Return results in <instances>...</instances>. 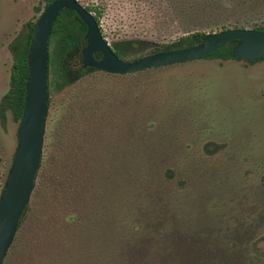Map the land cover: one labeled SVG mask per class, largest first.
<instances>
[{
	"label": "trees",
	"instance_id": "trees-1",
	"mask_svg": "<svg viewBox=\"0 0 264 264\" xmlns=\"http://www.w3.org/2000/svg\"><path fill=\"white\" fill-rule=\"evenodd\" d=\"M42 1L45 7L53 0ZM86 8L94 10L99 25V11ZM35 23L26 22L10 44L13 62L9 89L0 101L1 120L6 110L16 121L21 119ZM228 28L240 27L219 30ZM253 28L264 31V21ZM206 33L193 31L166 45L134 39L113 42L111 47L120 58L134 60L147 53L197 44ZM86 34V25L71 9H63L53 22L48 38L47 114L54 90L67 89V96L49 141H45L30 201L3 264L264 262L256 232L248 235L244 245L247 255L239 257L230 251L234 243L210 242V236L218 238L220 232L215 211L199 217L193 214L195 221L189 223L184 219L187 201L181 193L190 178L191 155L162 145L163 126L153 129L156 121L165 122L162 113L144 105L142 87L148 83L144 72L157 68L111 74L135 77L133 85L90 84L70 89L102 72L81 62ZM236 42L202 58L237 59L232 53ZM95 56L101 55L97 52Z\"/></svg>",
	"mask_w": 264,
	"mask_h": 264
},
{
	"label": "rangeland",
	"instance_id": "rangeland-1",
	"mask_svg": "<svg viewBox=\"0 0 264 264\" xmlns=\"http://www.w3.org/2000/svg\"><path fill=\"white\" fill-rule=\"evenodd\" d=\"M78 1L99 11L101 33L110 44L145 39L166 45L197 30L253 28L264 21V0ZM43 9L42 0H0V101L9 88L10 44ZM144 73L148 76L142 87L144 105L165 120L153 126L156 130L163 126L162 145L191 155L190 178L181 193L186 194V222L195 221L193 214L215 211L220 232L218 238L209 235L210 242L234 243L230 251L241 257L247 255L246 240L256 232L258 248L264 252V58L254 63L199 58ZM90 84L127 86L135 84V77L95 72L70 89ZM67 91L50 95L44 144L61 115ZM18 123L10 110L3 120L0 117V192L17 145Z\"/></svg>",
	"mask_w": 264,
	"mask_h": 264
},
{
	"label": "water",
	"instance_id": "water-1",
	"mask_svg": "<svg viewBox=\"0 0 264 264\" xmlns=\"http://www.w3.org/2000/svg\"><path fill=\"white\" fill-rule=\"evenodd\" d=\"M63 9H71L86 25V44L81 62L112 74H128L202 58L232 40L233 55L244 61L264 58V31L228 28L206 33L197 44L145 54L133 61L117 56L103 37L94 15L78 0H53L41 12L33 28L28 48V77L25 101L17 127V145L12 155L4 187L0 193V264H3L18 222L34 189L44 146L48 93V38L53 22ZM101 57H95V53Z\"/></svg>",
	"mask_w": 264,
	"mask_h": 264
},
{
	"label": "flooded vegetation",
	"instance_id": "flooded-vegetation-1",
	"mask_svg": "<svg viewBox=\"0 0 264 264\" xmlns=\"http://www.w3.org/2000/svg\"><path fill=\"white\" fill-rule=\"evenodd\" d=\"M46 7V6H45ZM44 7V8H45ZM43 11V10H42ZM41 14V13H40ZM37 20V19H36ZM110 44V43H109ZM110 46H111V44H110ZM83 48V47H82ZM82 48H81V50H82ZM112 48V47H111ZM149 54V53H148ZM101 55V54H100ZM145 55V54H144ZM80 56H81V52H80ZM96 57V56H95ZM101 57V56H100ZM100 57H97V58H100ZM119 57V56H118ZM204 57V56H203ZM122 59V58H121ZM138 59V58H137ZM238 59V58H237ZM124 60V59H123ZM134 60H136V59H134ZM238 60H240V59H238ZM127 61H133V60H127ZM244 61V60H243ZM245 62H249V61H245ZM170 66V65H169ZM11 67H12V65H11ZM91 67V66H90ZM149 69V68H148ZM11 70V69H10ZM99 70V69H98ZM100 71H102V70H100ZM102 72H104V71H102ZM137 72V71H136ZM106 73V72H105ZM131 73H134V72H131ZM110 74H112V73H110ZM128 74H130V73H128ZM119 75H126V74H119ZM9 89V88H8ZM8 91V90H7ZM5 95V94H4ZM3 97V96H2ZM2 99V98H1ZM20 121V120H19ZM19 124V123H18ZM45 129H46V126H45ZM45 132H46V130H45ZM44 138H45V136H44ZM11 166V165H10ZM9 169H10V167H9ZM9 171V170H8ZM8 174V173H7ZM7 177V176H6ZM5 181H6V179H5ZM5 184V183H4ZM3 187H4V185H3ZM3 187H2V189H3ZM2 189H1V191H2ZM1 193V192H0Z\"/></svg>",
	"mask_w": 264,
	"mask_h": 264
}]
</instances>
